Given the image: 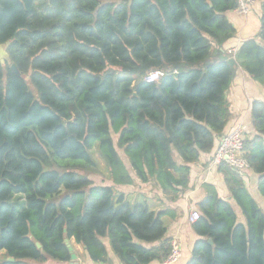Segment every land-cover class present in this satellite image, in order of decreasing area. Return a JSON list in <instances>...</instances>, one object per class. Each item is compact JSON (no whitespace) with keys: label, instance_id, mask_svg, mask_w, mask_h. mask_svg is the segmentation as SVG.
I'll return each instance as SVG.
<instances>
[{"label":"trees","instance_id":"1","mask_svg":"<svg viewBox=\"0 0 264 264\" xmlns=\"http://www.w3.org/2000/svg\"><path fill=\"white\" fill-rule=\"evenodd\" d=\"M255 1L260 30L230 52L238 0H0V264L69 263L65 239L93 263L111 264L105 239L120 264L168 259L176 210L116 188L154 183L176 203L192 165L237 128L228 92L239 73L264 86ZM153 71L164 75L147 83ZM250 115V170L217 167L244 221L204 183L187 264H264V209L245 184L259 176L264 198V102ZM95 154L108 184L85 174L100 166Z\"/></svg>","mask_w":264,"mask_h":264},{"label":"crops","instance_id":"2","mask_svg":"<svg viewBox=\"0 0 264 264\" xmlns=\"http://www.w3.org/2000/svg\"><path fill=\"white\" fill-rule=\"evenodd\" d=\"M253 13H257L258 16H255ZM253 13L247 17L241 16L236 10L227 14L230 22L237 29L239 37L237 36L235 40L227 43L225 45L226 50L230 51L237 49L242 41L255 37L258 34L260 30L259 18L261 15V7L259 4L253 10ZM228 100L232 113V120L229 129L240 126L244 129L245 134L249 132L252 133V118L250 115L251 104L254 100L264 102V86L254 81V79L244 71H241L228 92ZM210 161L211 159L208 155H203L197 164L192 165L190 190L182 195L176 203L168 202L154 183L142 184L137 180V183L134 186L116 188L127 195H134L136 193L146 194L150 205L156 210L163 206H168L176 210L177 219L175 221L167 220V238L171 240L176 239L180 244L182 256L177 264L188 263L192 256L193 245L198 239L191 228L190 215L192 211L197 210L196 205L205 197V191L202 189V185L204 183L215 185L220 195L235 205L224 183L223 175L219 173L217 167L213 166ZM258 181L259 176L252 172L245 177L246 187L260 207L264 209V198L258 191ZM236 210L240 220L244 221L242 213L237 206ZM70 243L77 256V259L74 262L71 260L69 263H63L48 258L44 263L31 264H99L93 263L86 252H84L83 248L77 245L74 240H71ZM104 243L107 247L111 264H120L119 260L111 251L108 239H105ZM2 255L5 256V252H2Z\"/></svg>","mask_w":264,"mask_h":264},{"label":"built area","instance_id":"3","mask_svg":"<svg viewBox=\"0 0 264 264\" xmlns=\"http://www.w3.org/2000/svg\"><path fill=\"white\" fill-rule=\"evenodd\" d=\"M238 8L236 12L241 16L247 17L257 6L255 0H238ZM237 49L230 50L235 52ZM160 71H153L146 77L147 83H158L163 77ZM245 132L242 127H237L230 134L224 136L215 150L211 159L213 166L218 167L222 164L229 166L237 172H247L250 166L243 155ZM200 218L198 211H192L190 221L193 222ZM181 247L179 242L175 239L172 242V251L168 259L163 264H177L181 259Z\"/></svg>","mask_w":264,"mask_h":264},{"label":"rangeland","instance_id":"4","mask_svg":"<svg viewBox=\"0 0 264 264\" xmlns=\"http://www.w3.org/2000/svg\"><path fill=\"white\" fill-rule=\"evenodd\" d=\"M258 9V7H257ZM253 11L250 13L252 14ZM255 16H258L257 13H253ZM239 37V36H238ZM239 40V39H237ZM5 49V48H4ZM95 158L99 160V167L95 171L86 172L85 174L89 176V178L95 183V184H108L109 183V175L108 170L106 166L104 165V162L100 160V157L98 154H95Z\"/></svg>","mask_w":264,"mask_h":264},{"label":"water","instance_id":"5","mask_svg":"<svg viewBox=\"0 0 264 264\" xmlns=\"http://www.w3.org/2000/svg\"><path fill=\"white\" fill-rule=\"evenodd\" d=\"M4 48H5V46H3V45L0 46V62H1L2 64H5V63L8 61V54H7V52H6V48H5V49H4ZM12 70H13L15 73L18 74V70H17V68H16L15 65L12 66ZM65 243H66L67 247L69 248V250H70V252H71V254H72V255H71V259H72V261L74 262V261L77 259V256L75 255V253H74V251H73V248H72V246H71V243H70L69 239H65ZM210 243L213 244L212 241H210ZM37 246H38V248H41V245H40V244H37ZM8 261H9V262H14L15 259H13V258H9Z\"/></svg>","mask_w":264,"mask_h":264}]
</instances>
